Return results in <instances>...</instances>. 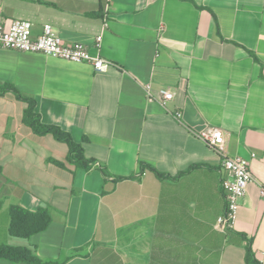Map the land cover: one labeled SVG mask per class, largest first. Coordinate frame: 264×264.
Masks as SVG:
<instances>
[{
    "label": "crops",
    "instance_id": "0c3cea01",
    "mask_svg": "<svg viewBox=\"0 0 264 264\" xmlns=\"http://www.w3.org/2000/svg\"><path fill=\"white\" fill-rule=\"evenodd\" d=\"M14 20L32 22L33 38L51 24L65 44L111 64L96 71L0 50V84L33 98L42 122L69 132L93 162L56 165L69 146L34 132L13 92L0 95V244L35 250L46 264H254L251 244L264 264V0H0V25ZM147 85L175 97L164 107ZM208 125L225 132L228 154L249 159L253 174L227 231L216 223L228 171L196 136ZM141 161L164 177L146 169L116 180L138 173ZM14 203L47 207L52 222L13 237Z\"/></svg>",
    "mask_w": 264,
    "mask_h": 264
},
{
    "label": "built area",
    "instance_id": "2783aa9c",
    "mask_svg": "<svg viewBox=\"0 0 264 264\" xmlns=\"http://www.w3.org/2000/svg\"><path fill=\"white\" fill-rule=\"evenodd\" d=\"M109 18L110 4L108 3L103 14L105 26L108 25ZM32 28L33 24L28 20H14L8 28L0 25V50L10 48L19 51L42 52L52 57L73 62H89L96 71H103L111 64V61L106 58L92 55L88 47L82 43L65 44L51 24H45L43 33L37 38H33ZM98 41L100 42V38ZM145 89L149 99L158 101L164 107L175 97V93L167 88L160 89L157 96L152 92L150 85H147ZM175 117L181 121L182 112L176 111ZM196 136L214 149L222 158L223 165L228 171L227 178L222 182L227 204L224 213L219 216L216 223L218 230L227 231L234 226L240 208V200L246 194L248 185L253 180L250 160L242 156H230L228 154L226 134L218 127L208 125L197 132ZM261 193L264 198V186L261 188Z\"/></svg>",
    "mask_w": 264,
    "mask_h": 264
},
{
    "label": "trees",
    "instance_id": "16d2710c",
    "mask_svg": "<svg viewBox=\"0 0 264 264\" xmlns=\"http://www.w3.org/2000/svg\"><path fill=\"white\" fill-rule=\"evenodd\" d=\"M13 92L16 97L28 104L24 122L30 126L34 132L39 135L52 134L58 141L64 142L69 146V154L65 161L53 159V162L62 167L67 168V162L77 167L88 168L92 164V160L86 158L84 148L81 143L74 140L72 135L63 130L58 125L45 124L41 120V116L36 112V102L33 98L21 93L14 84H0V95L6 92ZM146 169L153 170L159 178H163L164 174L151 167L148 163L141 161L138 173L130 176H117L116 180L140 178ZM106 176L110 174L103 170ZM1 207V202H0ZM9 233L13 237L29 238L32 235L44 231L52 222V215L47 207H41L36 211H31L20 204H11L9 207ZM247 257L252 263L256 264L255 254L251 244L247 248ZM0 259H6L12 262H27L30 264H46L50 261L42 259L35 250L27 247L12 246L9 244H0Z\"/></svg>",
    "mask_w": 264,
    "mask_h": 264
}]
</instances>
